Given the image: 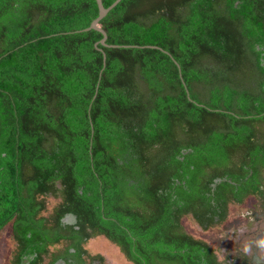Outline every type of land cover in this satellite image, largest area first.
Listing matches in <instances>:
<instances>
[{
	"label": "trees",
	"instance_id": "obj_1",
	"mask_svg": "<svg viewBox=\"0 0 264 264\" xmlns=\"http://www.w3.org/2000/svg\"><path fill=\"white\" fill-rule=\"evenodd\" d=\"M98 16L96 0H0L12 264L102 235L131 264H223L185 222L207 233L263 193L264 0H123L99 24L108 47L83 31Z\"/></svg>",
	"mask_w": 264,
	"mask_h": 264
},
{
	"label": "flooded vegetation",
	"instance_id": "obj_2",
	"mask_svg": "<svg viewBox=\"0 0 264 264\" xmlns=\"http://www.w3.org/2000/svg\"><path fill=\"white\" fill-rule=\"evenodd\" d=\"M263 193H258L257 195L248 196L246 201L241 204L239 202H235L234 200H230L229 203V210H228V220L223 224L215 225V227H223L224 224L228 223L227 226L231 225L229 228V236H228V244L226 240H220L218 243L211 242L208 240V244H210L211 248L215 249L214 247H222L220 250L221 257L219 258L220 261L235 264H264V186L262 188ZM41 199V198H39ZM253 201L259 202L262 207V212L257 213L256 211L248 208L245 214L240 215L237 218L231 219L230 218V206H242V205H249L253 203ZM50 202L48 201L47 209L45 210L44 216L52 217L53 215V208L57 205H53L50 208ZM70 216H75L73 213H67L62 221L67 225H75L76 223L72 221H68ZM241 217V218H240ZM41 217H37V224H39ZM67 219V221H65ZM15 219L12 223L6 225V229L8 228V237L10 240V245L16 249L17 248V241L15 239V235L13 234V227H14ZM51 225V224H50ZM50 225H48V229H50ZM2 233V232H1ZM1 235V234H0ZM106 238V240H104ZM110 242V247L106 246ZM93 247L95 250H99L98 253H91L89 251V247ZM100 246V248H99ZM86 247V248H85ZM47 253L43 255L41 259H38V255H33L31 258L25 257L22 264H112V262L121 261L120 264H131L125 256H121L117 249L122 253L120 247L108 239L106 236H96L94 238H86L84 243L81 246H77L76 249L72 248L69 241H60L59 243H54L47 247ZM230 250H227V249ZM232 250H234V255H231ZM217 252V251H216ZM15 250L10 252V259L9 264H12V258L14 256ZM78 253L80 255H78ZM113 253L116 254V259L113 256L111 258L109 254ZM123 254V253H122ZM218 254V252H217ZM100 255V259L96 258ZM239 255L238 260H234L233 257ZM230 257V262L227 258ZM118 258V259H117ZM124 259V260H123ZM246 261V262H245ZM226 264V263H225Z\"/></svg>",
	"mask_w": 264,
	"mask_h": 264
},
{
	"label": "rangeland",
	"instance_id": "obj_3",
	"mask_svg": "<svg viewBox=\"0 0 264 264\" xmlns=\"http://www.w3.org/2000/svg\"><path fill=\"white\" fill-rule=\"evenodd\" d=\"M49 202L51 204L50 208H52L53 205L58 203L57 199H54V198L50 199ZM248 208H251L252 210L256 211L257 213H261L262 212L261 204L259 202H256V201H253V203H251L250 205L248 203L247 205H242L240 207L231 205L230 206V210H231L230 211V218L234 219V218L239 217L240 215L245 214V212L249 210ZM185 223H186V226L190 230H194L195 231L194 233L196 234V237L202 236L205 239L211 240V242L213 241V242H216V243H218V241H220V240H226L227 244L229 242V240L227 238L229 236L228 232H229V228H231V225L227 226L228 223L224 224L223 227H219V228L218 227L217 228L213 227L207 233H204L200 229L197 230L196 226L193 223H191L190 221H188V220ZM5 229L2 231V233L0 235V264H9L10 252L15 250L14 246L12 247L10 245L11 243H10V240H9V237H8V230H10V229L9 228L7 230H5ZM104 240H106V238H104ZM106 243H108V245H106V246L110 247L109 245L111 243L110 242H106ZM223 246L224 245H222V247H214V248H216V251L218 252L219 257H221L220 250L223 248ZM99 248H100V246H99ZM227 250H230V249H227ZM89 251L91 253H98L99 250H95L93 247L90 246L89 247ZM117 251L119 252V254L121 256H123V254L118 249H117ZM234 253H235L234 250H232L231 255H234ZM109 256L111 258H113V256H114L115 259H116V254L113 255V253H111V254H109ZM120 262L119 261H117V262L115 261V262H112V264H120Z\"/></svg>",
	"mask_w": 264,
	"mask_h": 264
},
{
	"label": "water",
	"instance_id": "obj_4",
	"mask_svg": "<svg viewBox=\"0 0 264 264\" xmlns=\"http://www.w3.org/2000/svg\"><path fill=\"white\" fill-rule=\"evenodd\" d=\"M99 6V16L92 22L91 26L88 27L87 29L83 30V31H90L92 29L99 31L100 33L103 34L104 38L101 40V44L108 47L107 45V39H108V35L106 33L105 30H103L102 28H100L99 24L100 22L109 14L110 11H112L120 2H122L123 0H116L110 7H105L103 0H96ZM119 48L120 46H114ZM125 48H129V47H134V48H139L140 46H122ZM148 48H154V49H160L162 51H164L163 49H161L160 47L157 46H147ZM166 52V51H164ZM105 64H106V56H105ZM67 221V219L65 220ZM68 221H72L74 223H76V217L75 216H70V219H68Z\"/></svg>",
	"mask_w": 264,
	"mask_h": 264
},
{
	"label": "bare ground",
	"instance_id": "obj_5",
	"mask_svg": "<svg viewBox=\"0 0 264 264\" xmlns=\"http://www.w3.org/2000/svg\"><path fill=\"white\" fill-rule=\"evenodd\" d=\"M118 44V43H117ZM128 44V43H127ZM137 46V45H136ZM128 50V49H127ZM132 50V49H131ZM129 51V50H128ZM171 51V50H170ZM98 52V51H97ZM137 53V52H136ZM140 53V52H139ZM132 54V53H131ZM127 55V54H126ZM157 55V54H156ZM155 55V56H156ZM165 55V54H164ZM132 56H133V54H132ZM102 57V56H101ZM141 57V56H140ZM202 57V56H201ZM132 58V57H131ZM112 59V58H111ZM140 59V58H139ZM175 59V58H174ZM133 61V60H132ZM145 122V121H144ZM136 149V148H135ZM2 177V176H1ZM1 179V178H0ZM1 182V181H0Z\"/></svg>",
	"mask_w": 264,
	"mask_h": 264
}]
</instances>
